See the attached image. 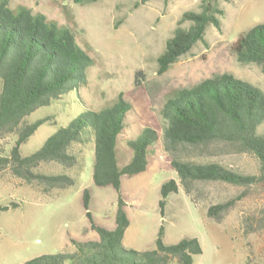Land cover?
Listing matches in <instances>:
<instances>
[{"label":"rangeland","instance_id":"rangeland-1","mask_svg":"<svg viewBox=\"0 0 264 264\" xmlns=\"http://www.w3.org/2000/svg\"><path fill=\"white\" fill-rule=\"evenodd\" d=\"M8 1L12 6H28L61 24L69 23L78 45L93 59L86 70L85 83L26 117L27 122L47 120L21 145V154L33 153L76 116L109 105L121 94L131 108L125 118L127 126L118 136V165L123 166L132 156L127 140L136 138L144 127L158 132L146 170L121 177L120 193L129 219L123 246L135 250L153 248L162 224L166 244L183 237L197 238L202 252L193 256L192 264H264V180L245 186L195 183L190 195L179 184L178 192L166 198L163 217L158 207L161 184L168 179L179 183L161 143L164 122L160 110L164 101L177 88L190 87L221 73H230L264 92L263 68L238 63L232 50L240 33L264 23V0L220 1V30L208 26L203 40L163 73L157 72L158 55L181 14L197 11L200 0ZM258 132H264V121ZM14 139V135L0 138V156L8 155ZM207 151L199 158L239 173H258V160L252 154L238 153L223 145H213ZM70 152L77 160L71 168L50 162L35 169L45 174L69 175L74 183L65 189L43 193L37 185L27 184L9 170L0 171V205L17 204L0 211V264H21L42 254L74 252L71 238L97 239L82 206L84 189L90 191L89 211L94 223L114 227L117 193L93 184L92 137L73 144ZM231 198H237L235 204L219 221L206 217L208 206ZM170 264L177 263L173 260Z\"/></svg>","mask_w":264,"mask_h":264},{"label":"trees","instance_id":"trees-1","mask_svg":"<svg viewBox=\"0 0 264 264\" xmlns=\"http://www.w3.org/2000/svg\"><path fill=\"white\" fill-rule=\"evenodd\" d=\"M220 1L225 0H200L197 11L181 14L156 59L158 73L165 72L202 41L208 26L220 30L223 15ZM185 22L188 25L182 26ZM232 50L238 63L256 64L264 70V23L240 33ZM92 63L88 51L78 45L69 23L61 24L28 6H12L8 0H0V138L15 136L8 155L0 156V171L9 170L27 184L37 185L43 193L68 188L74 183L69 175L45 174L35 169L50 162L73 167L77 160L70 152L71 146L91 136L93 184L117 193L112 229L94 223L89 211L90 191L84 189L82 206L97 239L71 238L74 252L42 254L21 264H170L173 260L177 264H192L193 256L202 252L197 238L183 237L166 244L162 224L153 248L135 250L122 244L129 219L120 193L121 177H132L146 170L152 153L150 147L157 142L158 132L144 127L136 138L127 140L132 156L123 166L118 165V136L127 126L125 118L131 108L121 94L109 105L76 116L48 136L33 153L20 152L21 145L47 120L27 122L26 117L85 83L86 70ZM160 115L164 122L162 148L179 180L178 183L168 179L161 184L158 201L161 217L167 196L177 193L179 184L190 195L195 183L245 186L264 180V132H258L264 121V92L257 86L230 73L214 74L190 87L173 90L164 101ZM213 145L255 156L257 175L239 173L218 162L199 158ZM236 199L208 206L206 217L219 221ZM16 206L15 203L0 205V211Z\"/></svg>","mask_w":264,"mask_h":264}]
</instances>
